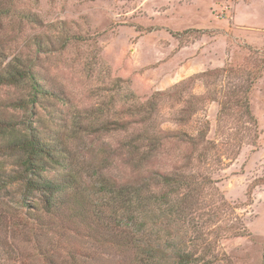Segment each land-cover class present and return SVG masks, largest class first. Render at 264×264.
I'll return each mask as SVG.
<instances>
[{
	"label": "rangeland",
	"instance_id": "obj_1",
	"mask_svg": "<svg viewBox=\"0 0 264 264\" xmlns=\"http://www.w3.org/2000/svg\"><path fill=\"white\" fill-rule=\"evenodd\" d=\"M14 6L5 15L0 9V72L15 59L31 63L39 83L59 97L40 98L28 112L62 139L87 198L86 222L113 225L116 200L100 190L97 173L128 178L120 155L133 138L159 130L205 133L207 147L167 141L149 162L208 179L180 221L177 241L196 255L211 250L196 264H264V0H17ZM27 87L0 85V116H26L8 103L25 99ZM235 95L247 96L249 114L230 104ZM136 104L147 107L136 112ZM106 120L127 127L90 132ZM186 154L194 156L190 162L181 158ZM11 160L0 154V168L9 170ZM30 202L39 205L36 197ZM23 211L13 194L0 197L7 222ZM86 222L67 241L94 252L98 243L82 237ZM105 248L100 262L123 259ZM22 251L30 253V246ZM6 255L0 264H13Z\"/></svg>",
	"mask_w": 264,
	"mask_h": 264
},
{
	"label": "trees",
	"instance_id": "obj_2",
	"mask_svg": "<svg viewBox=\"0 0 264 264\" xmlns=\"http://www.w3.org/2000/svg\"><path fill=\"white\" fill-rule=\"evenodd\" d=\"M16 1L0 0L2 14L14 12ZM14 62L0 72V85L28 84L25 99L8 103V107L21 109L26 116L20 119L0 116V154L12 158L9 170L0 168V197L5 193L13 194L24 211L20 215L12 214V220L8 222L0 212V230L5 234L0 238V256L5 252L7 261H13V264H108L99 259L106 246L123 257L121 261H109V264H196L197 260L210 255V249L205 248L196 255L194 249H186L177 241L178 234L184 233L179 226L180 221L190 214L191 200L203 190L208 179L197 177L193 172L160 170L149 163L167 141L185 142L194 150L201 145L207 147V143L204 145L205 133L186 136L163 130L150 135L144 132L125 144L122 155H119L129 165L131 176L117 182L97 173L100 190L116 200L110 214L113 225L101 223L103 227H98L99 223L94 221L98 218L92 217L87 223V198L81 193L75 174L70 171L68 151L59 142L62 139L44 132V128L28 112L38 105L40 98L59 97L39 83L33 64L26 65L17 59ZM259 75L258 72L253 78ZM250 88L248 85L246 94ZM235 97L230 104L238 108L243 105L249 114L247 96L242 100ZM146 107L143 104L133 106L136 112ZM125 123L127 121L106 120L90 126L89 130L98 133L120 130L127 127ZM200 156L197 154L196 159ZM193 157L186 154L181 158L190 162ZM105 161L107 158L103 159ZM33 197L38 198L39 205L31 204ZM4 211L8 212L7 209ZM64 211L71 214L67 215ZM81 220L86 222L87 227L82 237H89L98 243L94 252L68 244L67 233L78 229ZM50 230L53 236L48 232ZM12 242L27 244L31 252L22 253L23 245L18 247Z\"/></svg>",
	"mask_w": 264,
	"mask_h": 264
}]
</instances>
